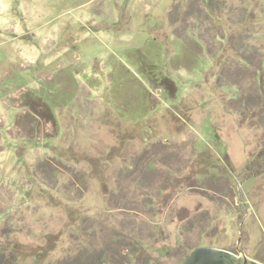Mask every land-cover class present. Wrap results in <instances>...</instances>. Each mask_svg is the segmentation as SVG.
<instances>
[{"label":"rangeland","instance_id":"rangeland-1","mask_svg":"<svg viewBox=\"0 0 264 264\" xmlns=\"http://www.w3.org/2000/svg\"><path fill=\"white\" fill-rule=\"evenodd\" d=\"M264 264V0H0V264Z\"/></svg>","mask_w":264,"mask_h":264},{"label":"water","instance_id":"water-1","mask_svg":"<svg viewBox=\"0 0 264 264\" xmlns=\"http://www.w3.org/2000/svg\"><path fill=\"white\" fill-rule=\"evenodd\" d=\"M184 264H260L247 258H238L224 250L201 248L195 250Z\"/></svg>","mask_w":264,"mask_h":264}]
</instances>
